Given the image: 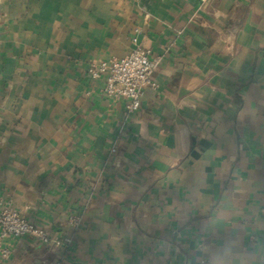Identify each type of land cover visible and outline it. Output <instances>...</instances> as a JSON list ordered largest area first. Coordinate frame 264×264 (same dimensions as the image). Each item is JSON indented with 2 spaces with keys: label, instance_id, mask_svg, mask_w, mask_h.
I'll use <instances>...</instances> for the list:
<instances>
[{
  "label": "crops",
  "instance_id": "obj_1",
  "mask_svg": "<svg viewBox=\"0 0 264 264\" xmlns=\"http://www.w3.org/2000/svg\"><path fill=\"white\" fill-rule=\"evenodd\" d=\"M134 28L161 61L128 113L87 68ZM4 202L72 241L0 264H263L264 0H0Z\"/></svg>",
  "mask_w": 264,
  "mask_h": 264
},
{
  "label": "built area",
  "instance_id": "obj_2",
  "mask_svg": "<svg viewBox=\"0 0 264 264\" xmlns=\"http://www.w3.org/2000/svg\"><path fill=\"white\" fill-rule=\"evenodd\" d=\"M206 1V0H202ZM131 42L134 47L124 56L109 60L98 59L89 63L87 74L92 79H102L103 94L111 99H124L128 113L136 112L140 107V98L146 87L157 88L152 80V74L158 67L161 58L152 51L138 44V29H133ZM71 225H76V219H70ZM29 235L39 243L51 248H67L72 238L70 235L52 233L34 225L23 214L13 208L8 202L0 207V241L7 237ZM10 249L2 247V258H8ZM201 264H206L204 260ZM264 264V262H263Z\"/></svg>",
  "mask_w": 264,
  "mask_h": 264
}]
</instances>
